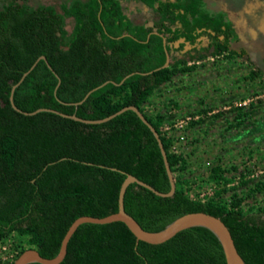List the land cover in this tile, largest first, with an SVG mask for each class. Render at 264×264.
Segmentation results:
<instances>
[{
    "label": "trees",
    "instance_id": "16d2710c",
    "mask_svg": "<svg viewBox=\"0 0 264 264\" xmlns=\"http://www.w3.org/2000/svg\"><path fill=\"white\" fill-rule=\"evenodd\" d=\"M128 1L138 5V11L147 9L154 15L151 26L133 22L122 0H61L57 6L0 0V240L12 239L18 251L14 261L27 249L51 259L77 218L117 212L124 173L159 192L170 190L158 143L134 112L85 124L51 112L26 116L12 108L13 85L44 56L46 61L40 60L13 93L19 110L46 108L100 120L135 106L158 132L176 188L172 197L164 198L137 184L127 187L124 209L144 230L158 232L180 216L204 212L225 224L245 264H264V207L248 204L264 193V181L250 187L239 172L245 191L232 186L229 194L222 187L231 182L225 176L228 170L218 163L205 180L219 187L214 196L204 203L191 200L186 190L195 181L187 158L175 153L173 138L162 133L164 115L151 116L144 110L155 91L194 72L197 67L189 62L204 59L203 52L247 56L244 50L231 48L238 40L233 21L222 11L208 10L206 0ZM202 36L209 40L206 48H198ZM186 45L191 47L188 59L173 56ZM166 52L171 62L157 70L164 65ZM256 75L251 72L250 78ZM60 264L226 261L218 239L205 228L183 230L163 244L151 245L137 242L123 223L114 222L80 225Z\"/></svg>",
    "mask_w": 264,
    "mask_h": 264
},
{
    "label": "rangeland",
    "instance_id": "374dc122",
    "mask_svg": "<svg viewBox=\"0 0 264 264\" xmlns=\"http://www.w3.org/2000/svg\"><path fill=\"white\" fill-rule=\"evenodd\" d=\"M60 1L27 0L32 6H57ZM122 5L133 22L152 25L154 15L147 9L138 11L139 6L128 0H122ZM206 8L222 11L233 21L238 43H233L231 48L238 52L242 47L247 50V56H231L225 52L214 56L211 51L203 52L204 59L189 62L196 65L194 72L177 76L155 91L144 110L151 116L157 112L164 115L162 133L166 136L169 125L182 123L183 128L171 131L176 142L173 151L187 158L189 171L202 188H209L204 179L207 167L219 163L228 170L225 176L231 180L222 187L229 194L230 187H238L243 194L245 188L239 184V172L244 175L242 180L250 181V187L258 180L264 181V0H206ZM198 42V48L209 44L206 36ZM190 48L186 45L173 52V56L185 55L188 59L186 52ZM206 69L211 71L207 79L202 75ZM251 72L257 75L250 78ZM171 106L177 111L175 116L170 113ZM201 110L205 112L199 113ZM219 114L222 115L215 118ZM196 116L203 122L191 128L185 117ZM207 163L210 166H205ZM253 203L264 207V193L248 202Z\"/></svg>",
    "mask_w": 264,
    "mask_h": 264
},
{
    "label": "water",
    "instance_id": "95a60500",
    "mask_svg": "<svg viewBox=\"0 0 264 264\" xmlns=\"http://www.w3.org/2000/svg\"><path fill=\"white\" fill-rule=\"evenodd\" d=\"M163 45H164V47L166 46L165 39H163ZM40 60L46 61L44 56H40L34 62V64L30 67V69L22 75L20 80L15 85H13L12 90H11V95H10V103H11L12 108L15 111L22 113L26 116L35 115L39 112H51V113L60 115L64 118L72 119L76 122H81V123H85V124H101V123L108 122L109 120L115 118L116 116L122 114L125 111L134 112L139 117V119L143 122V124H145L148 127V129L153 134L154 138L156 139V141L158 143V147L160 149V152H161V155L163 158L166 174H167V177H168V180L170 183V190L167 193L159 192L156 189H154L152 186L140 181L136 177H134L128 173H124L126 177L123 180V182L120 186V189H119L117 212L110 214V215L103 217V218H95V217H89V216H82V217L77 218L70 225L67 232L65 233V235L61 241L59 252L54 258H51V259L44 258V257L40 256V254L35 249H27L17 257V259L13 262V264H31V263L60 264L66 256L67 245H68L70 238L72 237V235L75 233V231L77 230V228L80 225L85 224V223L104 225V224H110V223H114V222L123 223L129 229V231L135 236L137 242L141 241V242L151 244V245L163 244L183 230H187V229L194 228V227H202V228H205V229L211 231L216 236V238L218 239V241L222 247L224 256H225L226 264H245L244 260L239 255V253L235 247V244H234V241H233L232 236L230 234V231L225 226V224L219 218H217L215 216H212V215L204 213V212L188 213V214H185V215L180 216L179 218L175 219L173 222L168 224L161 231L149 232V231L144 230L137 223V221L125 211V209H124V195H125L127 187L130 184H137V185L151 191L156 196L164 197V198L172 197L175 193V188H176L174 177H173V174L171 172V169H170V166H169V163L167 160V154L163 148V144L161 142L159 134L153 128V126L148 122V120L144 117V115L140 112V110L138 108H136L135 106H127V107H124L121 110L117 111L116 113H114V114H112V115H110L104 119H100V120H85V119H81V118L77 117L75 114L67 115V114H63V113H60L58 111H55L52 109H46V108H40V109H37L36 111L31 112V113L23 112V111L19 110L14 104L13 93H14L15 89L24 80V78L34 69V67L36 66V64ZM170 62H171L170 55L166 52V61H165L164 65L161 68H158L157 70L168 67ZM48 67L50 68L49 65H48ZM129 76L124 77L122 79L121 83H123ZM107 83L108 82H105L102 85L90 90L85 95V97L82 99V101H80L78 103H74V105L78 106L79 104L83 103L92 92H94V91L98 90L99 88L105 86ZM58 85H59V83H58ZM112 170L118 171L117 169H114V168Z\"/></svg>",
    "mask_w": 264,
    "mask_h": 264
},
{
    "label": "built area",
    "instance_id": "2783aa9c",
    "mask_svg": "<svg viewBox=\"0 0 264 264\" xmlns=\"http://www.w3.org/2000/svg\"><path fill=\"white\" fill-rule=\"evenodd\" d=\"M170 113L173 114L175 116L176 114V110L174 106H171L170 108ZM199 117H193V119H198ZM191 119V117H185L186 120V124H189L191 121L193 120ZM164 126V124H163ZM180 129L183 128L182 123H176L174 122V124L169 125L167 127L166 130H168L169 133H167V137L169 138H173V135H171V131L173 129ZM175 141H173V148L175 147ZM175 153L179 154L178 151H174ZM210 166L209 163H207L205 166ZM209 169L210 167H207L206 170H208V172L205 174V178L207 179L208 173H209ZM209 188H202V184L198 183V182H194V184H192L191 186H189V188L186 190V194L188 195V197L193 200V201H198L201 203L206 202L208 199H210L211 197L214 196L215 193V187L216 184L214 182H210L209 183ZM18 253L17 250L14 249L13 246V242L11 238L5 239V240H0V264H11L14 261V258L16 256V254Z\"/></svg>",
    "mask_w": 264,
    "mask_h": 264
},
{
    "label": "crops",
    "instance_id": "0c3cea01",
    "mask_svg": "<svg viewBox=\"0 0 264 264\" xmlns=\"http://www.w3.org/2000/svg\"><path fill=\"white\" fill-rule=\"evenodd\" d=\"M209 73H211L210 69L209 70L206 69L205 71H203V74L202 75H205V78L207 79L208 78L207 77V74H209Z\"/></svg>",
    "mask_w": 264,
    "mask_h": 264
},
{
    "label": "flooded vegetation",
    "instance_id": "af4514ba",
    "mask_svg": "<svg viewBox=\"0 0 264 264\" xmlns=\"http://www.w3.org/2000/svg\"><path fill=\"white\" fill-rule=\"evenodd\" d=\"M234 43H238V40H237V41H235ZM240 49L244 50V51H245V53H246V51H247L246 49H243L242 47H240V48H239V50H240ZM246 54H247V53H246Z\"/></svg>",
    "mask_w": 264,
    "mask_h": 264
}]
</instances>
